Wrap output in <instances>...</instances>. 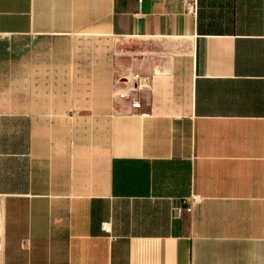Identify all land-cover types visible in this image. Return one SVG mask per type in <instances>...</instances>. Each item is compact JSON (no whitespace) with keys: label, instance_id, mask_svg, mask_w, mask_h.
<instances>
[{"label":"crops","instance_id":"obj_1","mask_svg":"<svg viewBox=\"0 0 264 264\" xmlns=\"http://www.w3.org/2000/svg\"><path fill=\"white\" fill-rule=\"evenodd\" d=\"M0 264H264V0H0Z\"/></svg>","mask_w":264,"mask_h":264},{"label":"built area","instance_id":"obj_2","mask_svg":"<svg viewBox=\"0 0 264 264\" xmlns=\"http://www.w3.org/2000/svg\"><path fill=\"white\" fill-rule=\"evenodd\" d=\"M183 1H184L186 8L189 12L196 13L198 0H183ZM148 85H149L148 79L138 78L137 86H148ZM132 105L135 108L141 107V102H140L139 98L133 96L132 97ZM196 199H197L196 197H193L192 199H187V205L186 206H184V207L180 206V207L175 208L176 213L178 215H181L182 212L184 211V209H186L187 211H191L193 208V203H194V201H196ZM102 228L105 232L110 233L111 232L110 222L109 221L103 222Z\"/></svg>","mask_w":264,"mask_h":264}]
</instances>
